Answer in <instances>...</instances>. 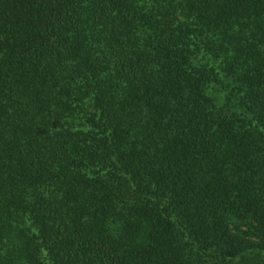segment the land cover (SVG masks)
<instances>
[{
    "label": "trees",
    "instance_id": "obj_1",
    "mask_svg": "<svg viewBox=\"0 0 264 264\" xmlns=\"http://www.w3.org/2000/svg\"><path fill=\"white\" fill-rule=\"evenodd\" d=\"M0 264H264V0H0Z\"/></svg>",
    "mask_w": 264,
    "mask_h": 264
}]
</instances>
